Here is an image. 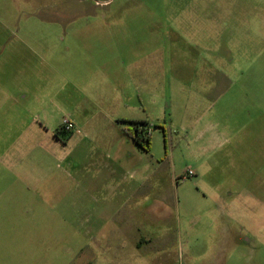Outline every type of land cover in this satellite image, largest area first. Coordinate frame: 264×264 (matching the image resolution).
<instances>
[{"label": "rangeland", "instance_id": "374dc122", "mask_svg": "<svg viewBox=\"0 0 264 264\" xmlns=\"http://www.w3.org/2000/svg\"><path fill=\"white\" fill-rule=\"evenodd\" d=\"M260 161L264 0H0V264H235L218 205Z\"/></svg>", "mask_w": 264, "mask_h": 264}, {"label": "crops", "instance_id": "0c3cea01", "mask_svg": "<svg viewBox=\"0 0 264 264\" xmlns=\"http://www.w3.org/2000/svg\"><path fill=\"white\" fill-rule=\"evenodd\" d=\"M73 120L75 122L74 130H77L78 121L75 118ZM258 144L261 146V142ZM110 146L114 149L116 145L111 143ZM129 148L131 150L122 148V153L110 157L113 161L108 162L106 159L109 158L106 156L97 157L96 161H93L98 166L96 171L90 175V178L86 179V189L90 193L110 194L112 196L124 194L125 174L118 170V164L122 165L123 160L126 158L131 162L133 170L134 168L136 170L140 168V151L133 147ZM257 157L256 159H261L260 155ZM146 168L147 173L144 171L140 177L142 180L147 177L149 180L154 172L153 170L150 171L148 163ZM191 169L193 170V168ZM106 170L109 171L106 172ZM194 172L196 173V170ZM241 178L242 185H237L231 181L226 203L223 202L222 205H218L219 209L228 211V237L233 243V249L228 258L235 264H240L239 261H243V264H264V165L262 166L260 161L258 169L247 172ZM42 184L37 183L36 188L41 189ZM22 185L19 186L29 189L28 183L23 181ZM103 201L106 204V199H103ZM241 232H244V235ZM242 243L251 249L248 254H240L237 251V245Z\"/></svg>", "mask_w": 264, "mask_h": 264}, {"label": "trees", "instance_id": "16d2710c", "mask_svg": "<svg viewBox=\"0 0 264 264\" xmlns=\"http://www.w3.org/2000/svg\"><path fill=\"white\" fill-rule=\"evenodd\" d=\"M135 123L134 128L128 129L130 136L133 138V140L139 145L143 146L148 149L150 144V133L148 132V128L145 127L146 121H132ZM141 123V124H140ZM73 131H67L62 126H60V129L57 131V134H69Z\"/></svg>", "mask_w": 264, "mask_h": 264}, {"label": "built area", "instance_id": "2783aa9c", "mask_svg": "<svg viewBox=\"0 0 264 264\" xmlns=\"http://www.w3.org/2000/svg\"><path fill=\"white\" fill-rule=\"evenodd\" d=\"M61 126L67 131H73L75 128V122L73 119L66 117L64 118ZM148 132L150 133V129H148ZM194 174H195L194 170L190 168L188 169L186 175H194Z\"/></svg>", "mask_w": 264, "mask_h": 264}]
</instances>
